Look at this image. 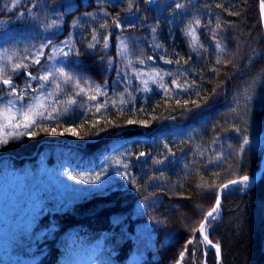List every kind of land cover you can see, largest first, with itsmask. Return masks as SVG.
<instances>
[{"label": "trees", "instance_id": "obj_1", "mask_svg": "<svg viewBox=\"0 0 264 264\" xmlns=\"http://www.w3.org/2000/svg\"><path fill=\"white\" fill-rule=\"evenodd\" d=\"M42 1L22 0L10 8L12 0H0V23L16 18L12 40L32 41L34 34L44 40L42 25L57 27L60 20L56 41L75 28L71 21L77 12L65 13L59 0H48L54 18L48 12L38 23L29 20L28 13L18 18ZM262 1L205 0L195 6L193 16L162 23L159 41H151L155 36L146 33L144 25L138 29L147 44L131 41L132 59L147 58L160 45L171 61L164 64V88L143 103L128 104L127 114L149 121L146 130L138 121L128 124L118 105L110 112L94 101L88 108L82 106L90 96L101 100L115 91L113 82L124 61L117 41H109L107 48L104 41H71L73 52L64 64L74 79L80 78L84 92L78 95L79 88L64 84L68 95L78 99L70 111L92 113L99 108L100 113L91 127L80 129L85 134L78 146L51 142L66 124L64 114L50 123L39 121L34 136L0 145V189L22 185L37 205L20 215L11 238L2 239L3 254L8 255L0 258L15 259L6 264H66L75 249L91 254V264H175L184 249L189 253L186 264H216L217 256L213 251L205 255L194 229L223 185L259 171L264 152V146L257 145V137L264 136ZM107 9L114 21L120 17L114 6ZM190 26L198 38L195 50L185 35ZM217 42L223 51L216 48ZM90 43L96 47L90 48ZM27 65L18 74L10 67L4 70L17 92L29 82L27 72L39 74L40 65ZM129 73L127 69L124 74ZM0 93L8 94L2 83ZM125 163L127 175L120 169ZM33 179L38 184L31 185ZM221 209L210 229L211 240L220 245L221 264H264V171L250 188L223 194ZM194 235V243L188 244ZM19 242L23 247L18 251Z\"/></svg>", "mask_w": 264, "mask_h": 264}, {"label": "rangeland", "instance_id": "obj_2", "mask_svg": "<svg viewBox=\"0 0 264 264\" xmlns=\"http://www.w3.org/2000/svg\"><path fill=\"white\" fill-rule=\"evenodd\" d=\"M21 1L22 0H12L10 8H13V5L20 4ZM179 2L180 0H162L159 4H157L155 8L156 18L152 17L153 19L151 20L155 31H158L159 28H162V24L160 23L161 22L160 17L165 14L166 10H168L169 13H172L173 17L175 16L177 17L181 15L180 14L181 10H179L178 12H175L174 10L175 6ZM262 3H264V1H262ZM35 7L37 8L36 10H34ZM47 12L49 14L51 13L50 9L48 8V0H43L42 3H39L37 5L35 4L31 5L28 12H23V11L20 12L18 18L24 19L26 13H28L29 14L28 19L33 21L34 23H38L41 19L43 20L46 19L48 14ZM21 13H23L24 15H21ZM140 13H138L140 14V16L144 18L146 17V15H143V12ZM131 14L132 13L126 15L124 17V20L120 23V25H122L125 29L124 33L123 32L117 33L114 38V41H117V51H118V45L121 44V41H123L124 45H126V50H124L123 47L120 50V54L123 55L122 57H124V61L122 62L123 63L122 67L119 68V73L116 77V80L113 82V87L115 88V91L113 93L105 94V96L101 100H99L97 96H95L96 97L95 100L88 98L87 101H85L82 104V106L88 108L90 106V102L94 101L97 104H99L104 111L110 112V111H114L116 108H119L117 107L118 105L122 109L121 111L118 112L123 114L122 116L127 118V122L129 120L138 121L141 124L140 125L142 127L141 129L146 130L145 128L149 123V121L144 116L138 115L136 117H133L130 114H127L128 112L127 108L129 107L128 104L130 103L132 105L137 100L143 103L148 99V97L152 93H154V91H159L164 88V82L167 79L166 68L164 64L169 63L168 62L169 59L166 58L167 53L165 52V50L160 45H157L158 42L156 44L157 46L155 47L151 55H149V57L140 59V61L141 60L144 61L143 63H140V61L136 58L132 59V57H130V54L134 50L131 41H139V43L141 44H144L147 41L145 39L144 40L138 39L136 34L131 30H129L134 25L132 19L133 15L130 16ZM83 16L86 18V21H82L81 25L83 26L85 23L87 26L92 25L93 21L90 20V18L91 16H93V11H89ZM186 16L189 17L191 15H186ZM51 17L54 18L52 13H51ZM15 20H6L0 23V68H3L5 70L6 67H10L12 69V66L16 63L32 64L33 55L40 49L42 44H47L48 41L50 40L51 45L44 49L45 56L41 57V61L42 59L44 60L42 65L53 71H55L56 68H64L66 72H69L64 64L67 57L60 55L58 50L60 48H63L65 52L69 51V48H71L69 46L70 44H72L71 41H74V39L76 38L73 37L75 35L76 28L73 29L71 32H69L67 35H63V37L59 41H56L55 40L56 35L60 32L63 24L62 21L60 20L57 21V27H53L52 24H46V23L45 25H42L41 34L44 35L45 39L42 37V39L44 40H41L37 34L33 35L32 41L21 40L22 38L19 37H17L16 40H12L10 34L12 33L13 30L12 25L15 22ZM76 21L77 19L76 20L73 19L71 21V25H73V27H76ZM191 21L195 23L196 21L199 20L192 19ZM188 23L189 21H187L185 24ZM192 28H194V26ZM49 32L52 33V36H50ZM89 32H90V36L96 34L94 29H91ZM150 32L151 34H153L154 32L153 29L149 31V33ZM80 33L84 34L86 33V31L81 30ZM21 41H23L24 44H22ZM34 41L36 45H34ZM151 41H159L158 36L153 37ZM62 42H67V43L65 44ZM53 49L57 50L55 55H53ZM50 56L52 57L51 59L48 58ZM137 56L139 57L138 54ZM127 69L130 70L129 76H126L124 74ZM63 80H64L63 77L56 76L55 83L50 82L49 84H46L45 89L42 90L44 95L40 97V101L43 104V107H41V104H37L35 108L36 111L44 112L45 115L54 116L55 120L56 119L58 120L60 118L63 119V117L60 116H62L63 114L66 115V117L64 118L66 124L63 125V128L57 132V133L63 132L64 134L63 135L59 134V136L55 140H52L51 142H54L59 145L67 144V145L78 146L83 143L82 135L85 134L82 133L80 129L86 125L91 127L92 124H94L97 121L100 112L95 110L94 112L91 113L90 111L87 110H81L80 112L72 113L70 109L76 104H78V99L76 95L73 97H70L68 95V92H66L65 90V86H64L65 83L63 82ZM33 82L35 83L33 84ZM39 83L40 82L36 80L30 81L31 89H38ZM57 83L60 85L59 88H56ZM104 91L108 92V89H104ZM48 93H51V95H48ZM37 95H38L37 92L31 91L29 93V97L26 98L25 95V99L23 101L16 100L14 102L13 112H15L16 109L22 108L24 105L29 103V101L33 96H37ZM9 99H13V97L8 94L5 95L3 93H0V110H2L7 105ZM72 101H75V103H72ZM54 119H42L40 121L46 120L48 123H50ZM0 123H3V121L0 120ZM66 129L75 130L77 134L72 135L71 131H65ZM19 131H28V130L21 128L19 129ZM0 138L8 139V140L11 139L5 135L4 131H0ZM257 138H258L257 145L264 146L263 133L260 134ZM123 165L124 164L120 166V169L123 171V173H128L127 170L129 167L125 169ZM49 178L50 176L46 175V179ZM38 181L39 180L34 181L33 183H31V185L38 184ZM239 185H241V187L243 188H246L248 186V183L246 186L243 184H239ZM236 187L238 186L237 185L229 186L227 190L229 189L232 190ZM28 194H29L28 189H26L22 185L19 186L17 189H15L14 187L13 190L9 189L7 185H3L2 189H0V257L2 256L6 258L8 255L5 253L3 254L4 249H6V244L3 243L2 239L6 240V238L12 237V231L16 228L19 217L23 212H26L28 209H30V211H34L36 209L37 205H35V203L31 201L30 195ZM215 215L217 218L214 222H216L219 217L218 211ZM237 217H238L237 215L233 217L234 218L233 224H236ZM212 224L210 226H206L207 235L210 240H211L210 229L212 227ZM199 236H200V244L203 245L202 249L205 255L208 253V250L213 251V253H215L216 255V250L215 251L210 250L209 249L210 245L208 246L205 243H203L202 236L200 234ZM213 243L218 244L214 241ZM22 247H23L22 242H19L17 250L19 251ZM17 250L14 249L13 252L16 253ZM181 252H185V249L182 250ZM113 253L114 252L112 251L111 254ZM180 253L175 261V264H178V261L179 264H186V261L189 257L188 251H186L183 260L180 259ZM72 256L73 258L69 260L66 264H91V258H92L91 254H86L84 250L75 249L74 253H72ZM14 260L15 259L8 260V259L0 258V264H6L7 262H14Z\"/></svg>", "mask_w": 264, "mask_h": 264}, {"label": "snow or ice", "instance_id": "obj_3", "mask_svg": "<svg viewBox=\"0 0 264 264\" xmlns=\"http://www.w3.org/2000/svg\"><path fill=\"white\" fill-rule=\"evenodd\" d=\"M13 7H15V5H13ZM177 7H181V5H177ZM261 9L262 11H264V3H261ZM21 15H24L23 13H21ZM56 22L53 21V24H55ZM196 26L199 27L200 26V22L196 21ZM114 26L119 28L120 22L119 20L114 22ZM217 27H219V25H217ZM153 31H155V29H153ZM185 35L190 36L191 37V46L193 47V50L196 49V47L198 46V38L196 36V29L192 28L191 26L189 27V30L185 32ZM92 40L96 41V43H99V40L97 38V34H93L92 36ZM62 43H67V42H62ZM51 45V41L49 40L47 44H42L40 49L33 55L32 57V64L34 65H40V69H38L39 74L38 75H33L31 72H27V77H28V83H26L25 88L21 89L19 92H17V88L16 86L13 84L11 77L8 78H4L5 77V71L3 68H0V83H2L3 85L7 86L8 89V94L10 96L13 97V99H9L7 102V105L0 110V120L3 121V123H0V131H4L5 135L11 139H18L21 136L24 135H30V136H34L36 135L35 131H34V126H36L40 120L42 119H54V116L52 115H45L44 112H38L36 111L35 106L37 104H41V107H43V104L40 101V97L42 95H44L43 93V89H45V85L49 84L50 82L55 83V77L56 76H60L63 77L64 80L63 82L65 84L68 83H72L74 87L79 88V92L77 93L78 95L80 93L84 92L83 88H80V78H76L74 79V74L70 73V72H66L64 68H56L55 71L45 67L44 65L41 64V57L45 56V52L44 49L46 47H49ZM109 46V40L106 37L104 39V47L107 48ZM200 47H202V45H199ZM90 48H95L96 44L94 43H90L89 44ZM124 48V50H126V45H124V42L121 41V44L118 45V54H120V50L121 48ZM216 48L219 49L220 51H223L221 45L219 42L216 43ZM56 49H53V55H55L56 53ZM59 54L67 57L68 55H70L73 50L71 48H69L68 52H65L63 50V48H60L59 50ZM76 55H79V53L77 52ZM49 59H51L52 57H48ZM144 61L141 60L140 63H143ZM169 63L171 61H168ZM217 63H219V60L217 61ZM29 67V65L27 64H23V63H16L12 66V71L13 73H19L20 70H27ZM32 80H36L39 83V88L38 89H31V84L30 81ZM84 83L88 84L89 81L84 78ZM162 86V85H161ZM60 85L57 83L56 84V88H59ZM96 91L97 92H101L102 88L100 85H95ZM28 89H31L32 92H37L38 95L37 96H33L31 98V100L29 101V103H27L26 105H24L22 108L16 109L15 112H13V107H14V102L16 100H20L23 101L25 99V94L28 92ZM48 95H51V93H48ZM89 99L95 100L96 97L95 96H90ZM72 103H75V101H72ZM198 106V105H197ZM97 111H99V108L97 109ZM136 123L133 120H129L128 124H134ZM143 123V122H141ZM25 129V130H29L31 129L32 131H19V129ZM11 129V130H9ZM47 131V129H45ZM65 131H71L72 135H76L77 133L75 132V130H69L66 129ZM52 134H56V129L53 127L51 129ZM60 135H63L64 133L61 132L59 133ZM9 142L8 139H3L0 138V145H6ZM244 143H247V140L244 141ZM141 156L145 155L144 153L140 154ZM139 158V157H138ZM157 164L162 163V161L157 160L156 161ZM123 167L125 169H127L129 167V165L127 163H125L123 165ZM125 175H127V173H125ZM80 180H83V177H79ZM249 180L248 176H243L242 178H240L239 180H230L228 182V184L223 185L224 189H227L230 185H237V184H243V185H247V182ZM220 205V197L218 196L216 198V203L215 206H213L204 216L203 220L199 223V227L197 229H194V233L195 232H199L200 235L203 238V243H205L206 245H210L213 248H215L216 250V254L217 256L220 255V247L218 244H214L212 240L209 239L208 235H207V231H206V226H210L215 220H216V213H217V209L219 208ZM195 241V235L190 238L187 243L188 244H192ZM187 249H185V252H181L180 253V259L183 260L185 254H186ZM193 255H195V253H193ZM179 264V261H178Z\"/></svg>", "mask_w": 264, "mask_h": 264}, {"label": "flooded vegetation", "instance_id": "obj_4", "mask_svg": "<svg viewBox=\"0 0 264 264\" xmlns=\"http://www.w3.org/2000/svg\"><path fill=\"white\" fill-rule=\"evenodd\" d=\"M162 0H154L152 3H149L150 0H60L61 8L64 10L65 13H74L77 12L75 15L77 18L76 21V32L73 37H77L79 41L85 40L90 41L92 40V36H90V30L94 29L97 37L100 41H104L107 37L108 40L114 41L115 35L117 33H124L125 29L121 25L119 28L114 26V19L111 16L112 14L107 9V6H114V12L118 13L120 17L116 18V21L119 20L121 23L124 20V17L130 13V16L133 15V29L134 33L139 39H142L141 34L137 31L138 29L144 25L146 28V33L154 29L153 23L151 20L156 18L155 8L157 4H159ZM205 0H180L177 5H181V7L175 6V12L181 10V15L179 16H172V13H169L166 10L165 14L160 17L161 24L166 23L169 21H177L179 18L185 15H191L195 13V6L198 3H204ZM92 5V6H90ZM90 7L89 9H86ZM170 8V7H169ZM82 10V11H81ZM81 11V12H79ZM89 11H93V16H91L90 20H92V25L87 26L86 23L82 26V21H86V18L83 16L84 14L88 13ZM129 11V12H128ZM125 12L128 14L125 15ZM140 12H143V15L146 17L140 16ZM140 13V14H138ZM153 17V18H152ZM156 20V19H155ZM78 25V26H77ZM74 28V29H75ZM163 28V27H162ZM81 30H85L86 33L81 34ZM133 32V31H132ZM151 34V32L149 33ZM163 34L161 31H154L152 36H160Z\"/></svg>", "mask_w": 264, "mask_h": 264}, {"label": "water", "instance_id": "obj_5", "mask_svg": "<svg viewBox=\"0 0 264 264\" xmlns=\"http://www.w3.org/2000/svg\"><path fill=\"white\" fill-rule=\"evenodd\" d=\"M153 1L154 0H150L149 3H152ZM261 20H262V25H263V29H264V16H263V14L261 16ZM143 156H145V155H143ZM263 171H264V153H263L262 158H261V161H260V169H259V171L255 175L248 176L249 177L248 183L250 185L249 187H251V186H253V185L256 184V182L261 177ZM236 180H239V179H236ZM230 186H232V185H230ZM237 186H239V184H237ZM249 187H247V188H249ZM224 193H226V189L221 188L219 190V193H218V196L220 197V204H221L222 196H223ZM214 206H215V204H214ZM217 210L219 212V218H220L221 215H222V210H221V206L220 205H219V208ZM218 264H221V251H220V255H219V262H218Z\"/></svg>", "mask_w": 264, "mask_h": 264}, {"label": "bare ground", "instance_id": "obj_6", "mask_svg": "<svg viewBox=\"0 0 264 264\" xmlns=\"http://www.w3.org/2000/svg\"><path fill=\"white\" fill-rule=\"evenodd\" d=\"M215 249V248H214ZM211 250V249H210ZM219 262V258H217V263Z\"/></svg>", "mask_w": 264, "mask_h": 264}]
</instances>
